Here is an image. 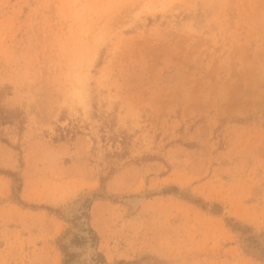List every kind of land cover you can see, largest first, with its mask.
<instances>
[{"label":"rangeland","instance_id":"374dc122","mask_svg":"<svg viewBox=\"0 0 264 264\" xmlns=\"http://www.w3.org/2000/svg\"><path fill=\"white\" fill-rule=\"evenodd\" d=\"M0 88V264H264V0H0Z\"/></svg>","mask_w":264,"mask_h":264},{"label":"trees","instance_id":"16d2710c","mask_svg":"<svg viewBox=\"0 0 264 264\" xmlns=\"http://www.w3.org/2000/svg\"><path fill=\"white\" fill-rule=\"evenodd\" d=\"M2 90L3 89L0 88V97L2 96V93H3ZM24 122H25V118L21 110H19L18 108H7L2 103H0V127L5 126V125H16V128L18 129V131L21 132L23 130ZM76 131H77V128L75 126L71 128H68V127L59 128L58 136L53 138V140L54 141L66 140V138L69 135L75 134ZM122 134L123 135L119 137L118 135L113 134L111 136V141L115 143L116 139L118 138L119 139V140L117 139L118 142L122 146H124L126 137L124 133ZM0 139L1 141L5 143H10L9 140L5 137L1 136ZM114 154H116L119 157H123L127 154V152L126 150H124V148H122L119 151H114ZM4 173H6L11 178V181H12L10 198L12 200L18 201L19 203H22L18 196L20 189H21V185H22L21 179L13 171H6ZM105 178L106 177L101 176L99 179L101 187H103ZM171 192L180 193L178 187L176 186H169L163 190V193H171ZM181 195L186 200L193 202L194 204H196L197 206H199L200 208L204 210H208L210 207L209 211L213 213H217V214L221 213V206L218 203L214 202L210 204L209 206L208 202H205L201 198H190V196H188L187 194H181ZM40 207H43L50 212L56 211L55 208H52L50 206H40ZM76 220L80 222V224H84L86 226L85 231L87 233V236L73 235L72 238L70 239L69 244L63 243L61 241V238L58 239V248L62 254L61 264H75L78 261L79 255L76 252L70 250V246L72 245L80 246L84 244L86 242L87 237L91 239V242L93 244H95L97 241V238H98L97 234L95 233L93 228L88 223L89 216L87 212L83 211L79 216H76L73 219H69L68 221L73 224H76ZM226 223H227V226L230 227L232 231H235L240 235L243 241V249L247 254H250L251 256L255 258L264 260V246L261 244L259 236L255 234V232H253V229L251 226L242 224L239 221L234 220V218H226ZM91 259L94 260L96 263L104 262V257L100 252L93 253L91 256ZM118 263L119 264H123V263L132 264L134 262H131V261L124 262L123 260H120Z\"/></svg>","mask_w":264,"mask_h":264}]
</instances>
